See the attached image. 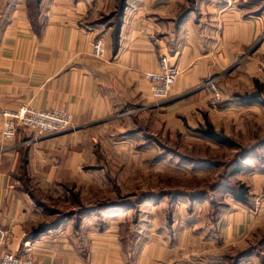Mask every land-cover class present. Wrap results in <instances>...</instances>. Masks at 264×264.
Returning <instances> with one entry per match:
<instances>
[{"label":"crops","instance_id":"0c3cea01","mask_svg":"<svg viewBox=\"0 0 264 264\" xmlns=\"http://www.w3.org/2000/svg\"><path fill=\"white\" fill-rule=\"evenodd\" d=\"M93 2L41 0L33 22L27 0H0V134L3 112L22 106L63 109L72 125L52 135L19 127L0 152L5 248L30 257L32 264H264V245L255 241L264 234V211L257 217L237 203L215 213L217 227L199 228L193 235L187 227L165 237L144 224L123 230L108 222L95 226L70 219L34 236L38 225L56 215L46 191L76 182L90 154L89 129L102 125L125 131L126 124L135 129L142 117L156 118L145 74L158 69L161 54L168 53L181 71L162 106L167 116L197 127L205 114L217 112L210 106L213 99L230 107L258 104L236 97L253 84L245 88L234 65L241 49L264 30L263 20L227 13L233 18L210 15L197 21L191 12L181 22L159 25L131 12L124 13L115 37L111 27L84 23ZM97 39L102 58L93 53ZM209 76L216 78L212 86L203 83ZM173 221L172 215L168 225ZM239 251L246 254L234 258Z\"/></svg>","mask_w":264,"mask_h":264},{"label":"rangeland","instance_id":"374dc122","mask_svg":"<svg viewBox=\"0 0 264 264\" xmlns=\"http://www.w3.org/2000/svg\"><path fill=\"white\" fill-rule=\"evenodd\" d=\"M131 12L159 25L167 24L169 19L181 22L191 12L197 21L207 20L210 15L222 20L233 18L227 13L242 20L264 21V0H94L93 10L83 20L88 28L111 27L114 33L117 24L121 25L124 13ZM241 51L234 65L242 73L238 81L245 88L253 84V88L237 94H253L257 91V81L262 86L259 100L255 102L258 104L230 107L226 100L217 103V95V100H211L210 105L212 108L217 106V112L210 113V117L205 114L201 124L204 125L207 119L214 131L237 142V147L222 145L195 132L201 125L190 126L185 121H177L176 116H167L162 106L169 100L173 87L166 98L155 101L147 72L145 79L150 84L153 102L158 104L156 118L142 117L135 129L126 124L125 131H116L112 126H93L89 129L92 139L86 140L87 145L92 143L88 148L90 154L86 156L76 182L46 191L53 196L47 202L49 206L64 213L73 207L77 211L80 205L85 210L127 206L130 201L137 205L132 209L117 207L112 211L103 209L81 216L71 215L61 222L71 219L74 224H79L85 219L90 225L108 222L123 230H135L144 224L166 237L178 227H187L192 235L199 228L217 227L215 213L229 211L233 203L260 216L264 211V30ZM164 55L178 67V80L179 66L168 53ZM215 79L209 76L203 83L212 86ZM210 120L216 122V126ZM71 127L70 124L65 131ZM244 150L250 156L241 161L239 154ZM240 162L245 167L231 175ZM236 182L248 189L246 202L236 201L225 191V184ZM196 194L199 197L192 198ZM140 200L142 202L137 203ZM172 215L175 222L168 225ZM57 217L54 215L49 222ZM263 236L262 233L256 238L257 245ZM244 254L239 251L233 256L240 258Z\"/></svg>","mask_w":264,"mask_h":264},{"label":"built area","instance_id":"2783aa9c","mask_svg":"<svg viewBox=\"0 0 264 264\" xmlns=\"http://www.w3.org/2000/svg\"><path fill=\"white\" fill-rule=\"evenodd\" d=\"M93 53L97 58L103 57V45L100 40L94 43ZM179 69L171 63L166 55L159 59L158 70L146 74L152 85L154 100H161L168 96L177 81ZM155 105L158 104L155 102ZM5 122L0 134V152L5 151L6 144L15 139L19 127L35 131L39 134H58L68 129L71 115L63 109L37 110L29 106H22L14 111H4ZM6 234L0 229V264H32L30 257L20 258L14 252L5 248Z\"/></svg>","mask_w":264,"mask_h":264},{"label":"trees","instance_id":"16d2710c","mask_svg":"<svg viewBox=\"0 0 264 264\" xmlns=\"http://www.w3.org/2000/svg\"><path fill=\"white\" fill-rule=\"evenodd\" d=\"M41 0H27V7H28V13H29V17L30 19L35 22L36 19H37V16H38V13H39V3H40ZM119 27H120V23L117 24L116 26V30H115V37L117 36V32L119 30ZM255 86L257 88V91L254 92L253 94H247V95H236V97H239L240 99H242L243 101L245 102H249V103H255V102H258L259 98V94L261 93L262 91V86L258 84L257 81H255ZM195 132L199 133L200 135L202 136H205V137H208L210 139H212L213 141H216L222 145H227V146H232V147H237L238 144L237 142H235L234 140H232L231 138H229L228 136L220 133V132H216L214 131L213 129V126L211 125V123L206 119V122L204 125H201L199 126ZM240 155V160L243 161L245 160L246 158H248L250 156V154L248 153L247 150H244L243 152H241ZM245 167V164L244 163H238V165L230 172L231 175L235 174V173H238L240 172L243 168ZM224 189L227 193H229L231 195V197L233 199H235L236 201H240V202H246V196L248 194V189L240 184L239 182H236L234 185H224ZM135 196H133L134 198ZM199 195H192V198H198ZM142 200H140L139 202L137 203H141ZM127 206H111L110 208H96V209H90L89 208H86L88 210H85V208H80V206H78L79 210L75 211V207H73L70 212L68 213H64V212H61L60 210H54L55 212L53 213H56V215H58V217L52 221V222H49V223H46V224H40L38 225L34 230V236L42 233L43 231H46L49 228H54L55 226H57L62 219H65V218H69L71 215H84V214H89V213H94V212H97V211H104L103 209H107V210H111V209H120V208H127V209H132L133 207H135V205H137L135 202H129V204H126ZM112 211V210H111ZM119 211V210H118ZM80 219V218H79ZM78 219V220H79ZM260 245H264V236L261 238V241H260Z\"/></svg>","mask_w":264,"mask_h":264}]
</instances>
